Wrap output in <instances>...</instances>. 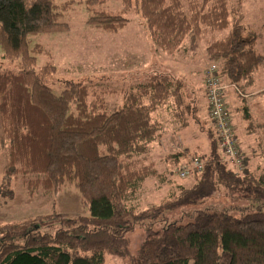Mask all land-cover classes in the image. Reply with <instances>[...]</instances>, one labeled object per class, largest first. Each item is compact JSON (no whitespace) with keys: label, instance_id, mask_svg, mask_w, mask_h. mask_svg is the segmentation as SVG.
Here are the masks:
<instances>
[{"label":"trees","instance_id":"obj_1","mask_svg":"<svg viewBox=\"0 0 264 264\" xmlns=\"http://www.w3.org/2000/svg\"><path fill=\"white\" fill-rule=\"evenodd\" d=\"M105 2L0 0V49L18 68L0 74V125L8 143L3 183L22 175L28 188L55 193L76 184L91 213L0 225V264H106L107 255L130 264H264V170L252 172L241 148L243 169H231L214 126L200 129L207 151L198 156L203 170L192 175L194 184L179 186L159 204L135 205L148 181L170 182L194 160L180 162L190 152L187 145L169 155L168 170L161 172L151 157L166 123L187 131L199 120L194 93L167 72L168 60L192 54L196 64L204 49L202 62L216 64L239 99L263 68L259 35L245 22L242 4L237 9L230 0H121L145 21L150 44L138 52L154 64L131 73L143 81L129 78L115 91L68 81L56 96L49 82L57 67H37L31 52L43 49L31 51L30 38L69 30L65 18L78 4L91 14V27L126 28L125 12L114 15L102 7ZM107 93L121 98L111 102ZM221 195L230 204L212 201ZM137 228L143 242L133 255L130 236Z\"/></svg>","mask_w":264,"mask_h":264},{"label":"rangeland","instance_id":"obj_2","mask_svg":"<svg viewBox=\"0 0 264 264\" xmlns=\"http://www.w3.org/2000/svg\"><path fill=\"white\" fill-rule=\"evenodd\" d=\"M230 3L232 7H236L237 9L242 4L246 15L245 22L252 25L259 35V50L264 54V0H230ZM122 5L123 2L121 0H106L102 5L105 10L112 12L114 15L125 12L122 15L129 20V25L121 31L105 32L91 27L88 24L91 14L87 11L85 5L78 4L69 17L65 18L69 24V30L30 38L31 51L37 45L43 49L41 54L31 52V55L37 58V67L41 68L49 62L57 67V74L49 82L56 96L62 93L65 89L64 83L68 81L90 83V85H94L99 89H113L115 91L123 85L127 86L128 84L129 77L126 75L125 70H128L135 64H139L141 61H146L147 58L138 52L141 50L142 40H144L142 37L144 31L141 30L140 25H144L145 21L134 11L133 6H127L125 3L124 6ZM144 48H146L145 44ZM203 52L204 49L201 52H197L196 64L193 63L192 66L186 60L187 58L184 59L181 56L171 58L167 62V72L183 79L187 83L189 93H197L196 98L198 100V122L194 121L191 129L184 132L173 131L178 130L173 124L171 126V134L163 139V142L158 146L164 153L181 152V145L190 146L188 156L185 158L181 157V163L198 158V156L203 155L207 151L205 134H202L200 129L205 123L206 129H210L211 125L210 121L207 120L206 112L204 111L203 114L200 107V104L203 106L201 102L204 100L202 93L203 86L200 83L199 77L193 73L197 70L196 67L199 64H203L204 70L210 65V62L207 60L202 62ZM190 56L192 57V54ZM132 57L137 58V61L135 59L132 60ZM163 58L165 59V57ZM191 59L194 60L195 57ZM158 62L165 61L158 60ZM150 63L151 60L148 61V64ZM149 66L147 67L149 68ZM17 69L16 63L6 59L0 49V74L8 71H17ZM134 69L142 70V67L136 66ZM261 71L264 73V66ZM194 94L190 96L192 99H194ZM106 97L111 102L115 101V98H121V96H111L108 93ZM260 103L264 105V101ZM208 108L210 113L209 105ZM261 108L264 109V106ZM170 121L171 119H168V122ZM244 123L248 124L247 121H244ZM232 124L238 134L241 130L239 129L241 126L240 120L235 119ZM258 132L260 133V131ZM2 135L0 125V225L22 222L36 216H49L53 214L60 215L66 220L77 219L81 216L89 217L91 215L90 210L83 204L81 193L76 184H69L58 193L53 191L44 192L41 188L30 189L27 187V183L23 180L22 175L13 178L8 184H4V171L7 165L5 147L8 146V143L4 142ZM263 149L264 147L261 148V150ZM194 154L195 156H193ZM164 163L166 165L169 164V162L165 161L157 164L161 172L164 169H169ZM229 167L236 172L238 171L232 165H229ZM25 178L29 179L28 177ZM161 181V179L148 181L139 193V199L135 205L139 208H144L150 203L159 204L173 193H176L179 186L190 187L194 184L192 176L186 180H182L177 177L176 172H174V177H170V182ZM212 201L225 205L230 204V198H226L223 195ZM142 234L143 231L137 228L130 236V250L133 255L139 254L140 245L143 242ZM106 264H130V262L126 258L107 255Z\"/></svg>","mask_w":264,"mask_h":264},{"label":"crops","instance_id":"obj_3","mask_svg":"<svg viewBox=\"0 0 264 264\" xmlns=\"http://www.w3.org/2000/svg\"><path fill=\"white\" fill-rule=\"evenodd\" d=\"M140 28L142 31L145 32L146 27L144 25H140ZM142 37L144 38L143 35ZM144 44L146 48H148L150 44L147 34H145V39L142 40V48H141L142 51L141 52H143V49L146 50V48H144ZM142 55L144 54L142 53ZM191 58H192L191 56L189 57L187 56L186 60H188V63L192 66L193 63H192ZM133 59L137 61V58L132 57V60ZM159 60H163V59L159 58ZM148 61L149 60L146 59L145 62L141 61L139 62V64H135L134 66L130 67L128 70H125L126 75L129 76V74L131 73L137 74L139 69H134L136 66H140V67L145 66V68L147 69L148 65L151 66L152 64H154L153 62L148 64ZM160 64L165 65L164 62H161ZM196 69L197 70H195L193 73L197 77H199L200 83L203 86L202 93L204 95V100L201 102L203 103V106L200 104V107L202 108L201 111L203 112V114H204V111L206 112L207 120L210 121V125L213 128V124H211L212 121L210 119V113H209V108L207 104L205 85L203 83L204 82L203 81V71H204L203 64H199L198 67H196ZM261 70L257 74H255L253 82L248 83L245 86L244 89H245L246 96L243 99L241 98L239 99V97L232 91H229L227 95L228 107H229L232 123L235 119L236 120L239 119L241 122L240 124L241 126L239 128L241 130L239 131L238 134L236 131V135L239 137L238 139L240 140L239 141L240 148L242 149L243 153L246 155V158L249 159L248 168L251 171L256 170L258 172H260L261 170H264V158H263L264 149L261 150V148L264 147V109H262L261 107H263L264 105L260 103L264 101V73ZM132 74L129 76V78L130 79L132 78L133 84H135V82L143 81V78L138 79L136 76ZM194 97L195 98L197 97V93L194 94ZM246 113L249 114L248 115L249 119L245 116ZM242 119H243V122H242ZM244 121H247L248 124L247 123L245 124ZM172 125L173 124L171 122L165 124L166 132L164 133L163 139L167 138L171 134L170 132H172V129H171ZM174 126L175 128H177L175 124ZM177 129L178 130H173V131L184 132L180 130L179 128ZM258 131H260V133ZM158 146H159L158 144H155L153 147L154 151L151 156L152 159L156 162V164H159V162L161 161L169 162V164L166 165L164 163V165H166L167 167H170L171 159L168 160V157L169 155H171V152L164 153L161 151V149L158 148ZM256 159H258V161H256Z\"/></svg>","mask_w":264,"mask_h":264},{"label":"built area","instance_id":"obj_4","mask_svg":"<svg viewBox=\"0 0 264 264\" xmlns=\"http://www.w3.org/2000/svg\"><path fill=\"white\" fill-rule=\"evenodd\" d=\"M203 76L206 98L211 111L210 119L220 140L221 151L227 163L240 171L243 168L244 159L232 124L227 98L228 91L235 87L225 82L216 64H210L204 70ZM202 170L203 163L199 159H194L190 166L184 164L178 168L176 175L186 180L195 172L200 173Z\"/></svg>","mask_w":264,"mask_h":264}]
</instances>
